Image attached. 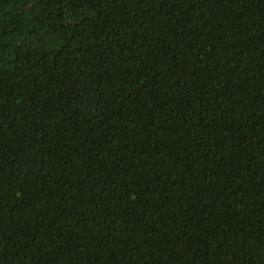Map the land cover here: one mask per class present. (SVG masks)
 Listing matches in <instances>:
<instances>
[{
	"label": "trees",
	"instance_id": "1",
	"mask_svg": "<svg viewBox=\"0 0 264 264\" xmlns=\"http://www.w3.org/2000/svg\"><path fill=\"white\" fill-rule=\"evenodd\" d=\"M0 264H264V0H0Z\"/></svg>",
	"mask_w": 264,
	"mask_h": 264
}]
</instances>
